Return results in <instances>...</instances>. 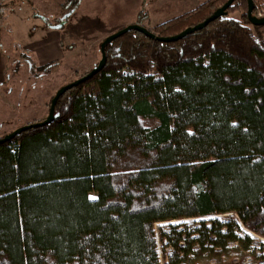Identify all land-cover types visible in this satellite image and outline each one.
<instances>
[{
	"label": "trees",
	"instance_id": "obj_1",
	"mask_svg": "<svg viewBox=\"0 0 264 264\" xmlns=\"http://www.w3.org/2000/svg\"><path fill=\"white\" fill-rule=\"evenodd\" d=\"M227 1L153 34L174 37ZM252 3L254 16L264 0ZM246 12L234 0L177 42L117 38L52 123L0 144V264H160L156 236L164 264H180L236 241L233 215L264 238V26Z\"/></svg>",
	"mask_w": 264,
	"mask_h": 264
},
{
	"label": "rangeland",
	"instance_id": "obj_2",
	"mask_svg": "<svg viewBox=\"0 0 264 264\" xmlns=\"http://www.w3.org/2000/svg\"><path fill=\"white\" fill-rule=\"evenodd\" d=\"M184 1L0 0V139L46 119L55 93L98 64L107 37L137 21L153 33L154 26L190 11L181 5ZM257 10L254 17L264 13V4ZM198 220L184 222L192 226ZM245 247L243 242L219 253L195 246L182 264H228L232 259L247 264V253L252 254ZM159 260L165 263L160 247Z\"/></svg>",
	"mask_w": 264,
	"mask_h": 264
},
{
	"label": "water",
	"instance_id": "obj_3",
	"mask_svg": "<svg viewBox=\"0 0 264 264\" xmlns=\"http://www.w3.org/2000/svg\"><path fill=\"white\" fill-rule=\"evenodd\" d=\"M233 1L234 0H228L222 7L217 9L204 22L196 25L195 27L188 28V29L184 30L183 32H181L180 34H178L174 37H169V38L156 37L153 33H151L150 31H148L144 27L139 26L137 24L126 27V28L120 30L119 32L107 37L100 45L101 59L98 62V64L90 72H88L85 76H83V77L79 78L78 80L60 88L55 93V95L53 96V98L50 101L49 111H48V115H47L46 119H44L42 122H39L36 124H30V125H27V126H24L22 128L17 129L16 131H14V132L10 133L9 135L0 139V144L6 143V142L12 140L13 138L18 136L22 132H25L27 130L34 129V128L43 127V126H46V125H49L50 123H52L58 117L57 113H55V106H56V102L58 101V99L64 93H66L67 91L71 90L72 88L78 86L79 84L84 83L85 81L89 80L90 78H92L94 75H96L97 73H99L103 69V67L105 66V63H106L105 49H106L107 45L110 44L112 41L116 40L117 38H119V37H121V36H123L129 32L134 31V32H138V33L148 37L151 40H155V41H159V42H177V41L182 40L183 38H185L187 35H189L191 33H194L196 31H200V30L204 29L209 23L213 22L214 20L224 17L226 15V10L231 6ZM246 2H247L246 14H247V19H248L249 23L253 27L264 26V17L257 19L256 17H254L252 15V11H253L252 0H246Z\"/></svg>",
	"mask_w": 264,
	"mask_h": 264
},
{
	"label": "built area",
	"instance_id": "obj_4",
	"mask_svg": "<svg viewBox=\"0 0 264 264\" xmlns=\"http://www.w3.org/2000/svg\"><path fill=\"white\" fill-rule=\"evenodd\" d=\"M263 17H264V13H258L256 16L257 19H260ZM223 216H226V215H223ZM228 216H230V215H228ZM233 217L236 220V223H237L240 231L236 232L237 240L228 242L224 249H232L234 247H238L239 244L245 242L246 247L248 244L247 252L249 251L253 257L252 258L250 256V254L247 253V256H248V258L246 260L247 264H264V238L246 230L244 228V226L242 225L241 221L238 219V217L236 215H233ZM223 218H222V216H217V219H219V220H221ZM206 226L210 227V224H207ZM223 232H225V230H223ZM194 237H196V236H194ZM156 241H157L158 249H159L160 242H159V239L157 236H156ZM224 249L214 248V251H218L219 253H221V252H223ZM168 253H170L169 250H168ZM181 257H183V256L181 255ZM160 264H162L161 261H160ZM180 264H182V263H180ZM228 264H241V263H240L239 259H232L229 261Z\"/></svg>",
	"mask_w": 264,
	"mask_h": 264
},
{
	"label": "crops",
	"instance_id": "obj_5",
	"mask_svg": "<svg viewBox=\"0 0 264 264\" xmlns=\"http://www.w3.org/2000/svg\"><path fill=\"white\" fill-rule=\"evenodd\" d=\"M205 1H207V0H185L183 3H181V5L183 4V5H185L184 7H188L187 9H190V11H192V10H194V9H196L199 5H201L202 4V2H205ZM186 2V3H185ZM186 4H188V5H186ZM189 11V12H190ZM138 22V21H137ZM137 22H135V24L137 23Z\"/></svg>",
	"mask_w": 264,
	"mask_h": 264
}]
</instances>
